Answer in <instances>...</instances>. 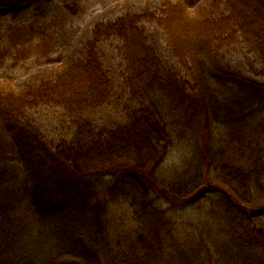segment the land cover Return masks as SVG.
Instances as JSON below:
<instances>
[{"label":"trees","instance_id":"trees-1","mask_svg":"<svg viewBox=\"0 0 264 264\" xmlns=\"http://www.w3.org/2000/svg\"><path fill=\"white\" fill-rule=\"evenodd\" d=\"M42 1L0 0V12ZM200 1L98 22L76 57L24 90L0 78V264H264V83L221 54L242 42L264 65V0ZM11 30L24 42L44 27ZM110 41L122 91L99 49ZM124 92V120L91 116ZM41 107L63 111L69 134L47 141L29 117ZM122 206L134 224L115 227Z\"/></svg>","mask_w":264,"mask_h":264},{"label":"rangeland","instance_id":"rangeland-1","mask_svg":"<svg viewBox=\"0 0 264 264\" xmlns=\"http://www.w3.org/2000/svg\"><path fill=\"white\" fill-rule=\"evenodd\" d=\"M163 2L164 0H43L16 14L10 10L1 11L0 47H12L13 55L3 63L0 61V78L6 82L12 80L19 90H24L31 80L44 77L76 57L83 44L91 38L92 29L98 22L113 20L126 12H140L146 7L156 10ZM205 3L206 0H201L197 7H202ZM31 23L44 27L42 36L36 37L34 41L26 39V42L19 41L17 36L11 37L12 27ZM144 27L150 44L165 64L186 76L178 62L169 55L162 29L156 23L145 22ZM15 45L22 52L15 50ZM118 47L117 41H110L101 44L99 49L114 79L115 89L120 91L125 63ZM221 54L225 62L244 77L264 83L263 63L242 42L224 48ZM119 99L115 98L112 104L94 110L91 116L101 122L124 120L127 117L124 103L128 95L120 93ZM29 117L47 141L66 136L70 132V121L61 110L41 107L30 111ZM112 209L111 215L120 217L113 222L115 227L116 224H134L130 217L132 212L127 206Z\"/></svg>","mask_w":264,"mask_h":264}]
</instances>
